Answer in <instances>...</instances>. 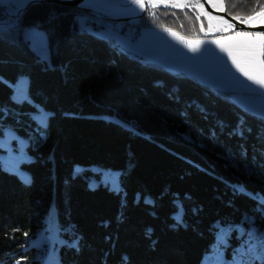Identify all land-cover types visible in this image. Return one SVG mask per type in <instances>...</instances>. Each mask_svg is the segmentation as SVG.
<instances>
[{"label": "trees", "instance_id": "trees-1", "mask_svg": "<svg viewBox=\"0 0 264 264\" xmlns=\"http://www.w3.org/2000/svg\"><path fill=\"white\" fill-rule=\"evenodd\" d=\"M227 1L234 17L264 5ZM106 25L43 3L21 30L0 28V136L31 156L19 173L0 162V264H50L54 231L60 264H264V119L125 53L96 35ZM141 25L202 37L189 11L156 9ZM34 27L48 62L22 33Z\"/></svg>", "mask_w": 264, "mask_h": 264}, {"label": "rangeland", "instance_id": "rangeland-1", "mask_svg": "<svg viewBox=\"0 0 264 264\" xmlns=\"http://www.w3.org/2000/svg\"><path fill=\"white\" fill-rule=\"evenodd\" d=\"M111 1H121L126 3L129 2L130 0H111ZM95 4L101 7L110 8L108 5H106L103 2H96ZM226 4L229 11L227 0H226ZM150 6H151L150 12L156 9L189 11L191 14H193L192 11L195 12L197 14L196 16L197 20L201 25H203L202 37L201 38L199 37V39H216V38L220 39L219 45L221 47L219 48V51L221 48L224 49L222 52L223 58L220 55L218 57L219 59L218 60L215 56H213L220 63V67L214 72V76H215L214 80L215 81L218 80L219 75H221L224 78H226V76L228 75L227 77L228 83L226 79H225L226 83H224V79H223V83L221 84L210 81V83H208L209 86L211 85L210 87L215 90L230 92L231 101L237 103L245 111L264 119V85L260 83H256L257 80L264 81L263 55L259 54L260 45L264 44V41L256 39V37L264 36V34L243 32L246 35L238 36L237 35L238 32H235L233 34L217 37L214 35L216 33V30L209 21L208 15L204 11L203 5L196 1L186 2L185 0H157L156 2L150 1ZM17 11H18L17 7H14L12 5L9 6L0 5V12L3 13L7 18L5 21L0 23L12 24L6 26L3 29L14 30V31L21 30L20 25L22 18L20 19L18 27L13 25L16 24L18 21L16 17H14ZM150 12L148 14H150ZM262 12H264V5L260 9L258 7L256 9V13H254L250 17H254ZM128 13L131 15H138L139 9L137 8L134 10H130V12ZM93 18L96 21H98L95 17ZM237 18H244V17H237ZM142 21L137 24L134 23L118 24V23L98 21L99 23H106L107 27L105 29L96 31V35L104 39L112 40L125 53L134 56L135 54L134 49L135 46L138 45V40H140V38L144 35L145 31L149 29L148 27L141 25ZM204 21L206 22V26L203 24ZM129 25H135L134 26L135 30L140 29L143 32V34L134 41H130L127 39V29L129 28ZM158 29H168V28H158ZM22 33L24 37L29 41L31 48L36 52V54L40 56L44 61L48 62L49 49H48L46 33L38 29L37 27L28 28V29L25 28L22 30ZM29 34H37L39 37V43H34L30 41L28 39ZM229 51L232 53L231 56H229ZM250 52H255L256 54L249 55ZM233 59H235L236 62L240 65V68L244 69L243 72L240 70V68H237L236 64L233 63ZM216 60H214L213 62H216ZM245 72H247L248 75H245L244 74ZM249 76H251L252 79H249ZM204 80H199V81L204 83ZM16 92L18 93L16 97L18 101H22L24 100V98L29 99V95H27L26 92L21 91L18 87L16 89ZM41 119L45 120V116L41 117ZM2 132L3 135L0 136V162L6 167L10 168L11 170H16L19 173L21 172V170L16 169L18 167L17 165L23 159L30 160L31 158L27 150V144H26L27 142L25 139L18 137L14 132L10 130L4 129ZM106 176H110V173L106 172ZM111 183L112 185H115L114 180H112ZM57 215H58L57 212H54L49 219H46V223L49 224L50 219L55 218ZM57 234L58 232L54 231L50 234H47L44 237L45 248L43 249V251L46 253L48 263L50 262V264H60L59 259L54 252V247L58 242L65 243L63 240L60 239L59 236H56Z\"/></svg>", "mask_w": 264, "mask_h": 264}, {"label": "crops", "instance_id": "crops-1", "mask_svg": "<svg viewBox=\"0 0 264 264\" xmlns=\"http://www.w3.org/2000/svg\"><path fill=\"white\" fill-rule=\"evenodd\" d=\"M219 41L217 38H187L174 30L149 28L138 40L134 57L175 74L188 75L198 80L205 79L206 85H209L210 81L221 84L223 79L226 83L228 75L226 78L219 75L218 80H214V72L220 67L216 58L218 59L220 55L223 58L222 48L219 51L221 47ZM192 48H196L197 51H193ZM214 60L216 62H213Z\"/></svg>", "mask_w": 264, "mask_h": 264}, {"label": "water", "instance_id": "water-1", "mask_svg": "<svg viewBox=\"0 0 264 264\" xmlns=\"http://www.w3.org/2000/svg\"><path fill=\"white\" fill-rule=\"evenodd\" d=\"M94 0H27L22 3H18L15 0H4L3 3H0V5L9 6L12 5L14 7H17L18 11L14 15L16 19L18 20L16 24H13L14 26L18 27L20 19L24 15V13L28 10L29 7L33 5L43 4V3H54L59 4L62 6H67L70 8H74L83 12H86L87 14L95 17L98 21L102 22H111V23H140L145 16L148 15L150 12V1L151 0H142L144 7H140L138 4H134L129 2H121V1H111L106 0L110 3H120L121 6L125 9L128 8L129 12L130 10L139 9L138 15H131V14H125L122 15L120 13H117L116 10H112L111 7H101L98 5H93ZM199 2L203 5L204 11L207 13L209 21L213 25V27L216 30V33L214 34L217 37H221L224 35L233 34L235 32H252V33H259L264 34V24H257L253 22V19L255 17H258L260 13L254 17H252L251 20L249 18H237L230 16L226 0H222L223 3V10L221 13H218V11L214 8L213 1L212 0H192ZM192 13L197 16L195 12L192 11ZM7 15V13H6ZM9 15V14H8ZM10 16V15H9ZM8 25H12L11 23H0V28H5Z\"/></svg>", "mask_w": 264, "mask_h": 264}, {"label": "snow or ice", "instance_id": "snow-or-ice-1", "mask_svg": "<svg viewBox=\"0 0 264 264\" xmlns=\"http://www.w3.org/2000/svg\"><path fill=\"white\" fill-rule=\"evenodd\" d=\"M4 0H0V3H3ZM131 3H134V4H138L140 7H144L145 5L143 4L142 0H130ZM167 6V5H165ZM252 17H249V20H251ZM201 30H203V25H201ZM238 36H244L246 35L245 33L243 32H238L237 33ZM28 39L34 43H39V37L37 34H29L28 35ZM256 39H259L261 41H264V36H259V37H256ZM193 51H197L196 48H192ZM224 50V49H222ZM256 53L255 52H250L249 55H255ZM259 54L260 55H264V44H261L260 45V51H259ZM232 53L229 51V56H231ZM233 63L236 64L237 68H240V65L236 62L235 59H233ZM240 70L243 72L244 69L243 68H240ZM245 75H248L247 72L244 73ZM249 79H252L251 76H249ZM256 83H260L262 85H264V81H260V80H257ZM250 239H252V237H250ZM251 248V245L249 246Z\"/></svg>", "mask_w": 264, "mask_h": 264}, {"label": "bare ground", "instance_id": "bare-ground-1", "mask_svg": "<svg viewBox=\"0 0 264 264\" xmlns=\"http://www.w3.org/2000/svg\"><path fill=\"white\" fill-rule=\"evenodd\" d=\"M17 1L18 3H22L24 1H27V0H15ZM151 1H157V0H151ZM186 2H189V1H192V0H185ZM214 3V8L218 11V13H221L222 10H223V3H222V0H212ZM96 2H103L105 3L106 5H108L109 7H111V9H115L117 11V13H120V14H129V9L128 8H123L120 4V3H110V2H107L106 0H94L93 1V5L96 3ZM151 7V6H150ZM253 22L254 23H257V24H264V13L260 14L258 17H255L253 19ZM57 236V235H56Z\"/></svg>", "mask_w": 264, "mask_h": 264}, {"label": "built area", "instance_id": "built-area-1", "mask_svg": "<svg viewBox=\"0 0 264 264\" xmlns=\"http://www.w3.org/2000/svg\"><path fill=\"white\" fill-rule=\"evenodd\" d=\"M134 26L135 25H129V28L127 29V39L130 41H134L143 34L142 30H135Z\"/></svg>", "mask_w": 264, "mask_h": 264}]
</instances>
